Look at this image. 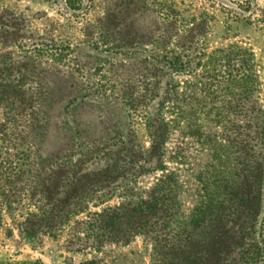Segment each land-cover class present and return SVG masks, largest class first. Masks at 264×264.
Masks as SVG:
<instances>
[{
    "label": "rangeland",
    "instance_id": "1",
    "mask_svg": "<svg viewBox=\"0 0 264 264\" xmlns=\"http://www.w3.org/2000/svg\"><path fill=\"white\" fill-rule=\"evenodd\" d=\"M260 166L264 0H0V264H152L143 236L89 243L95 213L163 175L172 229L237 207L231 264H264V200L256 217L228 197ZM84 174L113 180L82 196Z\"/></svg>",
    "mask_w": 264,
    "mask_h": 264
},
{
    "label": "trees",
    "instance_id": "2",
    "mask_svg": "<svg viewBox=\"0 0 264 264\" xmlns=\"http://www.w3.org/2000/svg\"><path fill=\"white\" fill-rule=\"evenodd\" d=\"M154 138L152 148L148 150L150 151L149 159H152L154 165L160 166L162 161L159 156L162 155L164 139H162L163 136L156 135ZM140 159L143 158L140 157ZM251 171L239 176V179L242 180L241 184L232 187L228 197L229 202L233 203L232 208L235 200H239L241 197V201H245L243 207L248 208L244 212L253 210L257 217L264 200V170L260 166ZM93 176L95 178L84 174L79 179L77 190L81 191L82 196L87 194V186L94 187V193H100L105 185L113 180L111 177H102L99 174ZM86 178L90 183L86 181ZM171 181L170 175H163L156 187L149 191L147 199H142L136 205H122L114 209L106 208L102 213H95V223L103 231L98 235V238L92 237L94 239L92 243H87L97 247L105 242L128 244L137 236H143L144 240L152 246V264H231L232 256L242 245L239 240V232L236 230L239 226L237 220H239L241 212H238L237 207L234 211L226 209L224 215L227 220L221 224L217 222L210 232H206L203 230V214L207 212L208 208L203 211V207H198L195 210L198 213L196 229L201 230L179 234L171 228L180 208L176 207V202L174 203V200L171 199L172 191L167 185ZM229 224L232 226L228 227ZM90 238L89 236L88 241ZM233 261L235 259H232Z\"/></svg>",
    "mask_w": 264,
    "mask_h": 264
}]
</instances>
